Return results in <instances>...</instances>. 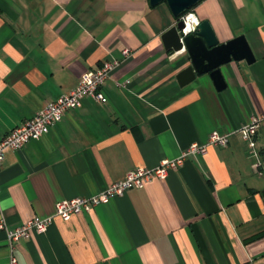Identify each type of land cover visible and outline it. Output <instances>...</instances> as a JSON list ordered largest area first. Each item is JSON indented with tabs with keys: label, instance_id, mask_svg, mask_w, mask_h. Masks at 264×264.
Returning a JSON list of instances; mask_svg holds the SVG:
<instances>
[{
	"label": "crops",
	"instance_id": "0c3cea01",
	"mask_svg": "<svg viewBox=\"0 0 264 264\" xmlns=\"http://www.w3.org/2000/svg\"><path fill=\"white\" fill-rule=\"evenodd\" d=\"M192 11L220 43L243 35L255 55L251 65L222 67L223 91L209 75L179 86L191 59L164 46L177 22L165 3L0 0V140L86 72L123 61L104 83L106 104L86 98L47 135L6 152L0 220L11 228L177 158L213 131L230 135L227 147L189 157L165 180L69 222L55 217L46 233L18 243L20 264H264V176L238 132L264 115V0H203ZM257 145L264 163V123ZM0 264H10L3 231Z\"/></svg>",
	"mask_w": 264,
	"mask_h": 264
},
{
	"label": "built area",
	"instance_id": "2783aa9c",
	"mask_svg": "<svg viewBox=\"0 0 264 264\" xmlns=\"http://www.w3.org/2000/svg\"><path fill=\"white\" fill-rule=\"evenodd\" d=\"M185 25L183 34L187 35L197 31L200 25L199 19L193 11L181 17ZM130 50H124L123 56H130ZM121 59L112 58L104 61L99 68L83 74L76 88L58 100L50 102L43 110L33 118L14 129L10 134L0 140V167L5 160L6 152L19 151L27 143L39 140L47 135L51 128L61 122L67 112L82 106L86 98L106 104L108 99L103 93L104 83L112 73L121 66ZM264 123V115L253 116L248 123L239 129L244 142L247 145L248 156L253 160L252 169L259 176H264V163L257 145L259 130ZM230 135H221L217 131L209 134L205 143H194L174 159H165L155 168H137L129 172L125 179L113 183L107 189L89 198H76L63 200L56 205L53 216L32 218L20 226L11 228L7 219L0 220V231L6 234L7 248L9 251V263L20 264L17 245L20 241L28 239L32 234H44L55 217L69 222L74 216L90 214L100 205L108 204L114 197H122L131 189H142L153 179L165 180L171 171L181 169L191 156L206 155L210 147H227ZM1 193V186H0Z\"/></svg>",
	"mask_w": 264,
	"mask_h": 264
},
{
	"label": "water",
	"instance_id": "95a60500",
	"mask_svg": "<svg viewBox=\"0 0 264 264\" xmlns=\"http://www.w3.org/2000/svg\"><path fill=\"white\" fill-rule=\"evenodd\" d=\"M203 0H150L152 7L163 2L169 7L177 20L174 26L166 31L162 40L166 50L179 53L187 50L191 65L177 75V82L184 88L197 80L199 76L209 75L217 91L227 88L222 67L231 62L246 61L251 65L256 58L245 36H238L226 43H220L209 21H203L194 33L183 34L185 25L181 17Z\"/></svg>",
	"mask_w": 264,
	"mask_h": 264
},
{
	"label": "trees",
	"instance_id": "16d2710c",
	"mask_svg": "<svg viewBox=\"0 0 264 264\" xmlns=\"http://www.w3.org/2000/svg\"><path fill=\"white\" fill-rule=\"evenodd\" d=\"M163 3H165V2H163ZM195 7H196V6H195ZM195 7H194V8H195ZM194 8H193V9H194ZM193 9H191V10H189V11H192ZM189 11H187L185 14H187ZM185 14H184V15H185ZM184 15H183V16H184Z\"/></svg>",
	"mask_w": 264,
	"mask_h": 264
}]
</instances>
